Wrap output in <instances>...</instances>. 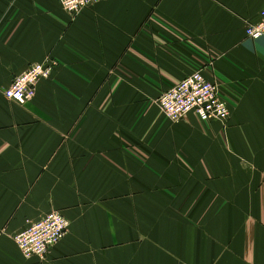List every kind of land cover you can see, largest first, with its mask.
Instances as JSON below:
<instances>
[{
    "label": "crops",
    "instance_id": "crops-1",
    "mask_svg": "<svg viewBox=\"0 0 264 264\" xmlns=\"http://www.w3.org/2000/svg\"><path fill=\"white\" fill-rule=\"evenodd\" d=\"M264 0H0V264H264ZM58 62L31 102L4 91ZM200 71L223 124L169 120L162 93ZM70 223L44 258L13 236Z\"/></svg>",
    "mask_w": 264,
    "mask_h": 264
},
{
    "label": "built area",
    "instance_id": "built-area-1",
    "mask_svg": "<svg viewBox=\"0 0 264 264\" xmlns=\"http://www.w3.org/2000/svg\"><path fill=\"white\" fill-rule=\"evenodd\" d=\"M100 1L61 0V5L70 16L77 17L85 8ZM246 34L254 40L264 37V10L260 22L249 25ZM57 66L58 62L54 59L31 65L4 91L5 97L16 103L31 102L36 97L40 81L50 78ZM158 103L161 111L172 122H180L188 114L194 113L203 123L218 121L226 124L230 116L228 102L222 97L219 86L207 80L200 71L162 93ZM69 227V221L54 210L13 236V240L24 258L44 259L67 236Z\"/></svg>",
    "mask_w": 264,
    "mask_h": 264
}]
</instances>
